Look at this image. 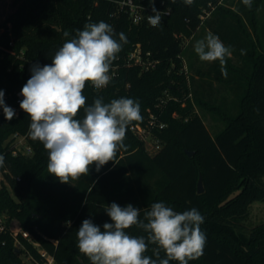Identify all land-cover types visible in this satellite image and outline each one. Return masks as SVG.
Segmentation results:
<instances>
[{
    "label": "trees",
    "instance_id": "obj_1",
    "mask_svg": "<svg viewBox=\"0 0 264 264\" xmlns=\"http://www.w3.org/2000/svg\"><path fill=\"white\" fill-rule=\"evenodd\" d=\"M116 1L13 0L14 11L0 23V90L7 95L5 104L15 113L19 109L9 121L0 108V155L4 157L0 169L5 176L0 183V218L7 212L18 219L57 264H84L89 260L77 246L83 220L91 219L103 230L105 222L111 223L104 210L113 202L141 209V219L145 208L163 202L177 212L196 208L204 217L203 255L189 264H264V223L246 225L250 204L264 200V0H252L250 8L243 0H237L235 9L219 5L203 24V9L217 0H192L190 5L184 0H164L171 13L157 27L134 23ZM100 21L117 34L123 32L128 42L113 62L120 66L108 86L97 90L86 84V104L100 97L104 103L131 98L139 102L142 120L129 125L126 147L117 153L116 163L108 162L99 172L92 165L88 175L61 183L47 171L48 152L43 144L29 136L31 120L20 108L23 99L18 93L33 65L51 64L56 51L77 30ZM203 25L232 51L226 57V76L219 61L207 71L198 68L199 79L182 70L185 48L178 35L191 37ZM137 43L159 59L154 68L126 64ZM215 80L218 85L213 88ZM189 83L193 99L185 105L174 99L162 102L166 91L182 98L190 90ZM211 94L220 103L212 102ZM198 108L217 113L223 126L212 133ZM151 113L166 124L153 128L162 144L153 153L131 130L133 124L145 125ZM83 116L81 110L79 117ZM16 132L28 133L30 154H13L11 137ZM188 150L194 154L189 156ZM200 175L202 193L198 192ZM5 225L6 230H0V264H28L17 252L16 241L40 257L32 241L21 232L11 233ZM127 231L146 235L136 226ZM151 248L146 255H152Z\"/></svg>",
    "mask_w": 264,
    "mask_h": 264
},
{
    "label": "clouds",
    "instance_id": "obj_2",
    "mask_svg": "<svg viewBox=\"0 0 264 264\" xmlns=\"http://www.w3.org/2000/svg\"><path fill=\"white\" fill-rule=\"evenodd\" d=\"M184 2L190 5L192 0ZM243 3L250 8L252 0ZM152 12L148 23L157 27L160 12L155 7ZM127 42L126 35L117 34L108 23L90 22L56 51L51 64H35L30 69L31 76L21 89L20 108L31 120L29 136L48 152V173L61 183L88 175L92 165L99 172L108 162L116 163L117 153L126 147L129 125L142 120L138 101L121 97L104 103L100 97L87 105L83 94L87 83L97 90L108 86L113 62ZM194 50L201 61H219L226 76V57L232 51L217 35L209 32L195 43ZM3 97L0 90V108L10 121L16 113ZM3 164L0 155V166ZM104 211L111 223L105 222L103 230L85 219L77 231L78 249L90 264H189L203 255L207 240L201 230L204 217L196 208L177 212L156 202L144 209L143 219L141 209L132 204L121 207L113 202ZM133 226L146 235H130L127 230ZM150 246L151 256L146 255Z\"/></svg>",
    "mask_w": 264,
    "mask_h": 264
},
{
    "label": "built area",
    "instance_id": "obj_3",
    "mask_svg": "<svg viewBox=\"0 0 264 264\" xmlns=\"http://www.w3.org/2000/svg\"><path fill=\"white\" fill-rule=\"evenodd\" d=\"M223 1L224 0H217L216 2H209L208 7L204 8L201 15H200L201 24H203L204 21L211 16L213 11L219 5L223 4ZM116 2L118 3L119 9L127 12L129 17L132 19V21L134 23H137V24L143 23V22H146L147 24H149L148 23V16L155 14L152 12L153 7H155V9L160 12L161 20L165 15H169L171 13V7H168V6L166 7L164 0L161 1L160 3H157V0H153L152 3L150 2V0L147 3L144 2L143 0H141V1L117 0ZM178 36L187 39V37H183L180 34ZM187 45H188V40L183 42V48H186ZM126 61H127V63H126L127 65L138 64L144 69H152L159 63V59L154 58L151 51H144L142 48V45L140 43H137L134 46L133 50L129 53ZM39 65L43 66L45 64H39ZM119 66H120L119 64L112 65V67L110 69V73H109L112 78L117 75V73H118L117 71L119 69ZM182 70L187 76H189L187 74L188 68H187L185 62H183ZM189 87H190V83H189ZM166 92H168V91H166ZM18 96L21 99L24 98L21 95V92L18 93ZM171 98L179 101V99L177 97L169 96L167 99L165 96V98H163L162 102L166 103ZM3 99H7V95L5 93H4ZM188 99H191V100L193 99L191 87H190L188 94L186 95V98L181 101L183 103V105H185V103L187 102ZM6 105L10 107L8 102H6ZM18 111H19V109H17L16 115H18ZM165 126H166L165 123H163V122L159 123L157 116L155 114L151 113L148 120H147V123L145 125L133 124L131 126V130L134 132L135 135H137L140 139H142L145 142L147 149H148V147H147L146 140H147V138H149V140L152 141V145L154 146V152H155L156 150H158L162 146V144H161L160 139L157 138L153 134V128L154 127L163 128ZM11 139H12L13 154L14 155L18 154L19 152H21L23 154H30L32 152V150H33L32 146L28 142V133L27 134H20V133L16 132L12 135ZM148 151H150V150H148ZM17 179L21 180L20 176H18ZM3 180H5V176H4L3 171L0 169V183ZM0 230L1 231L6 230V225H5V223H3V217L0 218ZM9 230L11 233H15V234L18 232H21L24 237H26L29 241H32L33 244L38 248V251L40 253V257H35V256L31 255L30 252L28 251V254H29V260L27 262L28 264H57V261H56L54 255L51 254L46 249L40 247L39 242H37L33 239V235L29 230L20 229L18 231H15L13 228H9Z\"/></svg>",
    "mask_w": 264,
    "mask_h": 264
},
{
    "label": "rangeland",
    "instance_id": "obj_4",
    "mask_svg": "<svg viewBox=\"0 0 264 264\" xmlns=\"http://www.w3.org/2000/svg\"><path fill=\"white\" fill-rule=\"evenodd\" d=\"M256 1L260 2L261 0H256ZM236 2L237 0H224L223 4L221 5L225 7H230L234 5L236 8V5H235ZM14 9L15 7L13 5V0H0V23L4 21L5 19H7L10 16V14L14 11ZM261 16L263 15L261 14ZM2 31L3 30L0 29V33ZM209 32L210 31L208 30V27L203 25L191 37H187V39L186 38L182 39V42H185L188 40V45L184 50L183 62H185L188 68L187 74L190 75V73H193L195 78L198 75L197 74L198 68L203 67L207 71V69H209V66L213 63V62L201 61L199 59V56L194 50L195 43L198 40L204 39ZM207 77L210 78V80H213V77L209 75H207ZM215 82L218 83L217 81ZM216 91L217 90H215L214 92ZM187 94L188 92H184V95L181 98V97H178L172 94L171 92H165L167 99L169 96H173V97H177L179 101L184 100ZM211 96L213 97V98L211 97L212 102L220 103V101L217 100L218 97H216L215 95L213 96V94H211ZM198 109L199 111H201L200 108ZM202 111L201 112L205 117V121L212 133H215L220 127L223 126L222 120L217 113L212 112L211 110H208L207 108L206 109L204 108V110ZM146 143H147L148 150H150V152L153 153L154 146L152 145V141L149 140V138H147ZM3 223L8 224V228H13L15 231L24 229L22 223L18 219L11 217L10 214L7 212L3 215ZM262 223H264V200H255L250 204V216L248 220L246 221V225L247 227H254ZM24 230H27V229H24ZM15 245L18 247L17 252H20L21 254L20 256L22 257V260L27 263L29 260V254H28L27 248L23 246L22 244H20L19 241H16Z\"/></svg>",
    "mask_w": 264,
    "mask_h": 264
},
{
    "label": "water",
    "instance_id": "obj_5",
    "mask_svg": "<svg viewBox=\"0 0 264 264\" xmlns=\"http://www.w3.org/2000/svg\"><path fill=\"white\" fill-rule=\"evenodd\" d=\"M189 156H192L194 154L193 151H187ZM204 191V185H203V177L200 175L199 182H198V192L202 193ZM84 264H90V261Z\"/></svg>",
    "mask_w": 264,
    "mask_h": 264
},
{
    "label": "crops",
    "instance_id": "obj_6",
    "mask_svg": "<svg viewBox=\"0 0 264 264\" xmlns=\"http://www.w3.org/2000/svg\"><path fill=\"white\" fill-rule=\"evenodd\" d=\"M232 9H235V6L234 5H232V6H230ZM197 78L199 79V76H197ZM216 81V80H215ZM214 81V85H213V88L214 87H216L217 85H218V83H216ZM205 89H206V91H209L210 90V87L208 86V85H206V87H205ZM229 91H230V88H229ZM224 93V92H223ZM226 96L228 97V98H235V95L234 94H226Z\"/></svg>",
    "mask_w": 264,
    "mask_h": 264
}]
</instances>
